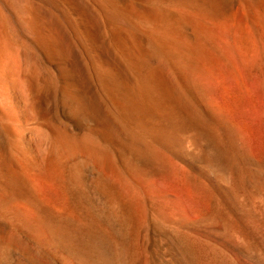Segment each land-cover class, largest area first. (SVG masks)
I'll return each instance as SVG.
<instances>
[{
  "label": "bare ground",
  "instance_id": "1",
  "mask_svg": "<svg viewBox=\"0 0 264 264\" xmlns=\"http://www.w3.org/2000/svg\"><path fill=\"white\" fill-rule=\"evenodd\" d=\"M62 1L78 16L84 35L99 45L105 11L99 17L79 0ZM141 3L135 18L157 37L137 31L127 19L130 34L112 36L125 61L113 50L102 51L104 73L95 77L125 125L131 151L173 164L183 177L184 190L158 186L131 160L126 161V174L152 203L151 217L169 232V241L180 245V264H264V0ZM243 10L250 18L253 52L247 37L231 41L241 32ZM3 23L0 17V99L28 91L22 75L24 57L12 48L14 42H8ZM59 29L48 25L44 30V48L89 81L77 44ZM248 58L255 61L252 68L258 76L253 79L246 71ZM160 71L167 72L174 85L163 82ZM173 86L184 95L185 104L177 95L176 100ZM109 119L120 133L118 124ZM7 121L14 126L19 118L10 115ZM9 134L15 142L20 138L14 128ZM50 149L37 161V169L26 164L30 158L19 146L12 157L0 150V217L24 229L40 245L63 251L66 264L114 263L126 250L124 238L136 218L110 186L116 172L95 145L77 149L65 140L56 151ZM80 155L97 170L95 189L107 198L106 207L96 208L92 215L74 198L73 187L81 184L74 159ZM40 179L69 189L71 202H52ZM16 245L10 232L0 228V254L4 247Z\"/></svg>",
  "mask_w": 264,
  "mask_h": 264
},
{
  "label": "rangeland",
  "instance_id": "2",
  "mask_svg": "<svg viewBox=\"0 0 264 264\" xmlns=\"http://www.w3.org/2000/svg\"><path fill=\"white\" fill-rule=\"evenodd\" d=\"M79 1L86 6L91 14L97 12L95 15L99 16L98 13H100L101 16L102 11H105L106 15L103 14L105 19L102 23L104 28L101 29V33L104 32V35L99 45H95L84 35L78 16L62 0H0V17L4 22L3 28L6 31L7 40L10 45L14 42L12 48L20 51V54L22 52L24 57L22 75L27 81L26 85L24 84L27 87L24 86V88L28 90L23 95L11 92L5 98L6 100L0 99V150L6 151L12 157V154L17 155L14 154L16 153L14 148L19 146L30 158L31 162L28 163L27 160L26 164L32 169H37L39 167L37 161L46 158L50 148L56 151L61 141L66 140L69 145L77 149H87L95 145L104 153L117 174L109 181L111 188L124 206L136 214L135 226L124 238L125 241L123 240L126 250L123 249L125 251L121 253L122 256L120 254L119 259H116L117 261L112 264H160V262L180 264V245L177 243L173 245L169 241V232L162 229L151 217L152 203L145 201L138 186L126 174V161L131 160L132 163L146 171L155 184L166 189L183 187L184 190L183 177L170 162L160 160L159 163V160L143 157L138 152L131 151L127 135L123 133L125 125L114 113L95 77L97 75L100 78V75L104 73L105 61L102 51L112 52L113 50L112 53L125 61L113 42L114 33L128 34L131 32L129 25L132 23L133 27H136L135 29L142 34L155 38L157 35L150 26L135 18V15L140 14L137 6L143 5L140 4V0H138L139 2L124 0L125 3L117 0ZM245 12H243L242 30L240 29L241 32L238 33L240 37L238 34V36L234 34L236 37L233 35L231 41L235 44L247 37L245 40L248 42L249 51L253 52V38L251 34L249 35L250 18L245 16ZM127 19H130L131 23H128ZM48 25L60 28L59 30L65 33L70 41L77 44L78 49L73 43L76 50L79 51L78 54L81 53L80 59H83L81 62L84 61L85 68L89 67V70L86 68L89 81L82 80L67 63L58 60L44 48L41 37ZM105 28L107 29L105 30ZM254 62L253 59L249 60L248 58L246 63V71L251 79L258 76L252 68ZM159 76L166 84L174 85L173 79L167 72L160 71ZM130 77L137 83L133 73H130ZM176 88L173 86V94L175 98L181 99L180 102L178 98L176 100L180 104H185L186 98L184 95H180L179 89ZM111 114L112 116H110ZM10 115L19 118L18 124L13 126L7 121V117ZM109 118L118 124L120 133L113 129ZM12 127L20 137L16 142L9 134ZM75 158H77L74 159V162L78 166L81 184L79 187H73L74 198L80 201L86 212L92 215L96 208L106 207L107 198L103 191L95 189L99 175L90 160L82 155ZM40 181L52 202L57 204L71 202L72 197L69 189L60 186L55 181L46 179H40ZM184 198L188 200L186 195ZM0 228L10 232L17 242L16 246H7L2 249L0 264H66L63 251L60 253L59 249L40 245L24 229L15 227L12 221L0 217ZM108 246L104 242L103 247L107 253L109 250L111 252ZM103 263L107 264L108 262ZM109 264L111 263L109 262Z\"/></svg>",
  "mask_w": 264,
  "mask_h": 264
}]
</instances>
